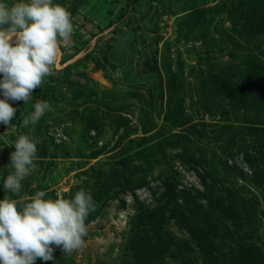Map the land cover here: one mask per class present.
I'll return each instance as SVG.
<instances>
[{"label":"rangeland","instance_id":"1","mask_svg":"<svg viewBox=\"0 0 264 264\" xmlns=\"http://www.w3.org/2000/svg\"><path fill=\"white\" fill-rule=\"evenodd\" d=\"M71 22L52 74L0 124V200L95 202L85 247L36 264H208L201 239L264 255V0H87ZM37 101L51 110L24 127ZM21 134L40 143L15 196Z\"/></svg>","mask_w":264,"mask_h":264},{"label":"clouds","instance_id":"2","mask_svg":"<svg viewBox=\"0 0 264 264\" xmlns=\"http://www.w3.org/2000/svg\"><path fill=\"white\" fill-rule=\"evenodd\" d=\"M73 33L71 13L53 0H0V124L11 123L17 109L9 101L27 104L35 89L56 65L60 44L70 45ZM26 116L24 127L35 125L51 110L48 101H37ZM39 138L21 134L12 142L9 174L3 188L19 196L22 181L37 165ZM44 191L34 196L0 200V264H36L54 260L59 248L64 254L85 247L86 219L95 210L92 195L80 190L72 199H45Z\"/></svg>","mask_w":264,"mask_h":264},{"label":"trees","instance_id":"3","mask_svg":"<svg viewBox=\"0 0 264 264\" xmlns=\"http://www.w3.org/2000/svg\"><path fill=\"white\" fill-rule=\"evenodd\" d=\"M86 1L87 0H81L80 3H76V5L69 10L71 18L77 13L79 5L85 3ZM252 130L256 131V129ZM205 242V239H201L199 245L203 249L208 264H264V255H262L260 253V249L253 244L244 250L243 254L239 257L228 258L222 253L215 254L212 253L210 249H206Z\"/></svg>","mask_w":264,"mask_h":264},{"label":"water","instance_id":"4","mask_svg":"<svg viewBox=\"0 0 264 264\" xmlns=\"http://www.w3.org/2000/svg\"><path fill=\"white\" fill-rule=\"evenodd\" d=\"M133 4L136 2V0H132Z\"/></svg>","mask_w":264,"mask_h":264}]
</instances>
